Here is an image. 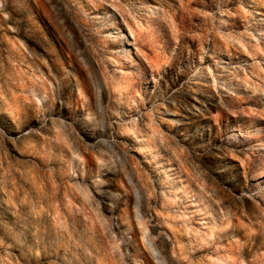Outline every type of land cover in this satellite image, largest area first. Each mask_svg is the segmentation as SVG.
I'll return each mask as SVG.
<instances>
[{"label": "rangeland", "instance_id": "rangeland-1", "mask_svg": "<svg viewBox=\"0 0 264 264\" xmlns=\"http://www.w3.org/2000/svg\"><path fill=\"white\" fill-rule=\"evenodd\" d=\"M0 264H264V0H0Z\"/></svg>", "mask_w": 264, "mask_h": 264}]
</instances>
